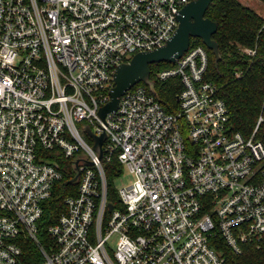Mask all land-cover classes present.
<instances>
[{"label":"built area","instance_id":"built-area-1","mask_svg":"<svg viewBox=\"0 0 264 264\" xmlns=\"http://www.w3.org/2000/svg\"><path fill=\"white\" fill-rule=\"evenodd\" d=\"M194 1L0 0V264H18L22 239L39 244L61 159L77 194L48 230L50 249L39 244L43 264H224L212 238L236 255L264 244V117L250 137L232 130L206 46L156 75L180 80L177 112L142 83L100 115L116 69L164 46ZM88 127L107 136L102 159ZM114 160L133 178L115 204Z\"/></svg>","mask_w":264,"mask_h":264},{"label":"trees","instance_id":"trees-1","mask_svg":"<svg viewBox=\"0 0 264 264\" xmlns=\"http://www.w3.org/2000/svg\"><path fill=\"white\" fill-rule=\"evenodd\" d=\"M258 1L264 4V0ZM206 17L218 24V31L213 38L221 53V59L216 63L214 53L207 49V79L217 85L219 97L228 106L232 130L250 137L259 117H264V17L240 0H215ZM198 45L205 46L201 39L193 38L190 46ZM246 49L254 51L255 55L245 53ZM173 66L174 64L169 63L150 66V77L155 82V89L149 91L156 95L169 112L178 111L177 96L182 85L176 78L159 82L156 75L159 71ZM261 138L258 136V139ZM59 161L64 178L56 185L52 198L44 204V214L39 224L38 241L47 250L52 246L48 230L66 211L65 200L76 196L78 187V183L73 182L76 172L71 161ZM105 169L110 185L109 199L115 204L118 199L112 191L111 181L122 175V166L114 160ZM22 240L23 252L18 264H43L44 258L39 244L28 239ZM211 244L223 254L224 264H264V244L260 247L254 243L245 245L241 255H236L220 237L212 238Z\"/></svg>","mask_w":264,"mask_h":264},{"label":"water","instance_id":"water-1","mask_svg":"<svg viewBox=\"0 0 264 264\" xmlns=\"http://www.w3.org/2000/svg\"><path fill=\"white\" fill-rule=\"evenodd\" d=\"M215 0H196L183 8L178 20L179 27L173 37L166 44L150 52L136 54L129 64L119 66L114 74L115 87L111 91V101L100 110L103 119L109 113L117 110L120 98L132 87L143 83L154 88L155 82L150 77V66L162 63L175 64L188 52L193 38L201 39L207 49L211 50L216 63L221 59L218 43L213 36L218 31V24L206 17L210 5ZM86 133L94 140V149L102 159V146L107 138L106 134L96 136L91 129ZM79 175L73 180H77ZM112 210V205H109Z\"/></svg>","mask_w":264,"mask_h":264},{"label":"rangeland","instance_id":"rangeland-1","mask_svg":"<svg viewBox=\"0 0 264 264\" xmlns=\"http://www.w3.org/2000/svg\"><path fill=\"white\" fill-rule=\"evenodd\" d=\"M245 6L253 9L256 13L264 17V4L258 0H240ZM251 6H250V5ZM132 176L125 170L122 175L118 178H114L111 181L112 191L118 194L121 188L132 183Z\"/></svg>","mask_w":264,"mask_h":264},{"label":"crops","instance_id":"crops-1","mask_svg":"<svg viewBox=\"0 0 264 264\" xmlns=\"http://www.w3.org/2000/svg\"><path fill=\"white\" fill-rule=\"evenodd\" d=\"M250 5V4H249ZM251 6V5H250ZM253 10V9H252Z\"/></svg>","mask_w":264,"mask_h":264}]
</instances>
